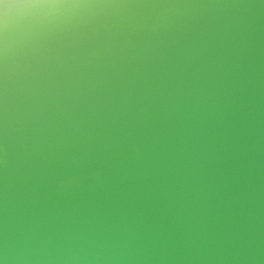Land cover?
I'll use <instances>...</instances> for the list:
<instances>
[{
	"label": "water",
	"instance_id": "1",
	"mask_svg": "<svg viewBox=\"0 0 264 264\" xmlns=\"http://www.w3.org/2000/svg\"><path fill=\"white\" fill-rule=\"evenodd\" d=\"M0 264H264V0H0Z\"/></svg>",
	"mask_w": 264,
	"mask_h": 264
},
{
	"label": "clouds",
	"instance_id": "2",
	"mask_svg": "<svg viewBox=\"0 0 264 264\" xmlns=\"http://www.w3.org/2000/svg\"><path fill=\"white\" fill-rule=\"evenodd\" d=\"M59 5L55 4H35V5H30V7L34 8H51V7H58Z\"/></svg>",
	"mask_w": 264,
	"mask_h": 264
}]
</instances>
